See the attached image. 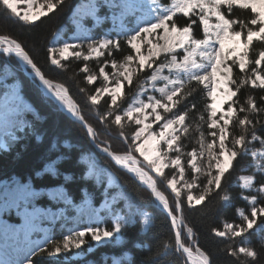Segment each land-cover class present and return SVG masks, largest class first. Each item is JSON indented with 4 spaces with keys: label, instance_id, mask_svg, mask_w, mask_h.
I'll use <instances>...</instances> for the list:
<instances>
[{
    "label": "snow or ice",
    "instance_id": "obj_1",
    "mask_svg": "<svg viewBox=\"0 0 264 264\" xmlns=\"http://www.w3.org/2000/svg\"><path fill=\"white\" fill-rule=\"evenodd\" d=\"M28 2L31 4L32 0ZM62 4L63 0H46V11L32 14L29 11L21 15L17 0H0V8L5 13H10L25 24H34L41 16H47ZM108 6L119 10L113 16V21H119L117 34L126 38L125 43L129 48V53L122 60L105 59L98 74L90 71L87 61L104 57L105 52L111 57L113 50H120L119 39L110 38L96 41L85 36L84 39L89 40L86 50L83 42H64L59 49L49 48L48 53L51 63L60 69H66L62 61L67 60L69 55L82 58L85 63L80 72L84 74L87 84L96 85L97 81H102L91 93L85 88H80V92L86 94L87 102L93 107L100 105L105 97L108 98L107 111L97 115L101 123L112 118L111 124L120 129L119 136L127 145L123 153L114 151L107 141H98L99 131L85 120L79 105L70 98L69 90L63 84H54L52 79L46 78L21 43L9 36L0 35V51L19 58L40 85L80 122L96 148L106 153L117 165L135 174L151 190L155 200L170 218L175 233L172 243L164 242L162 246H158L151 264H170L169 257L174 255L170 253V249L173 247L175 253L187 258L185 264H214L212 254L198 247L194 257L192 245L182 237V231L186 233L188 241L196 237L193 228L184 222L183 210L185 207L202 205L213 197H218L223 207L231 206L232 197L224 190L222 182L234 167V161L247 160L254 170L253 174L241 176L239 180L242 188L249 190L247 195L241 193V196L250 205V209L247 214L245 209H237L239 223L224 221L222 227L212 228L211 233L222 241L231 242L226 243L223 250L226 256L236 257L237 260L241 256L250 258L249 262L240 261V264H253L258 259V252L244 240L236 244V238L244 237L246 233L251 235L249 230L256 224L257 217H264V199L260 198L264 197V95L259 100L248 95L241 101L237 93L246 85L251 89L264 90V0H171V3H161L160 0H121L117 3L115 0H108ZM88 8L90 11L86 14L94 15L95 5H89ZM137 11H145L146 14L136 17V26L128 29L125 18L135 16ZM243 11H247L248 15L244 16ZM182 18H186L184 23L178 25V20ZM212 18L215 19L214 23ZM201 26L202 36H198L197 29ZM154 35L157 37L155 43L148 39ZM161 41L164 43L161 44ZM254 42H258L260 47L253 56L256 46ZM142 44L147 47V55L141 52ZM177 49L183 52L180 53ZM57 52L59 57L53 55ZM161 55L165 62L157 63ZM109 65L111 72L106 71ZM133 65L136 74L144 72L146 68L151 70L152 74L146 83L160 93V98L148 95L146 101L135 100L126 108H121L124 84L127 82L130 86L133 82ZM235 68H238L239 74H243L238 79L234 78ZM165 69L168 70V75H163ZM159 79L165 83L156 88ZM192 81L204 86L211 101L205 105L208 136L211 139L207 140L201 131L199 148L193 147L185 153L181 137L190 127L186 123L188 111L181 110L178 106L182 98L192 96L195 91H184L186 84ZM221 87L224 89L222 103L228 105L226 111L216 103V93ZM146 91L142 87L137 95ZM192 107L195 108V104ZM4 108L6 120L9 116H19L22 111L30 110L27 106L22 107L15 86L11 91L5 92ZM149 117L152 118L151 122H146ZM200 120H205L204 115L200 116ZM125 121L136 126L130 137L123 131ZM153 124L157 128H153ZM16 125L23 130L26 122L19 119L14 122V126ZM235 129L239 131L233 134ZM134 153H139L143 160H138ZM184 156H187V160L182 162ZM166 168L171 170L170 174L165 173ZM45 170L52 171V168L48 166ZM149 172L155 173L167 189L171 190L172 203L159 190L157 180ZM186 172L190 174V179L186 178ZM4 195L11 197V206L25 207L26 223L30 224L34 213H28L26 209L38 193L30 185L17 183L11 191L6 186ZM51 195L56 197L62 194ZM113 215L114 223L110 227L102 228L98 224L85 226L82 231L64 236L62 241L45 240V243L51 242L54 245L48 255L55 256L73 248L81 249L82 245L88 243L86 236H90L91 241L96 244L112 242L122 236L125 227L140 215L143 216L145 225L150 223L149 214L132 204L120 212H113ZM261 233L264 240V229ZM35 247L41 253L46 251L39 243ZM29 252L31 255L37 254L32 248ZM25 262L32 264L27 254L24 261L13 264ZM0 264L9 262L0 261Z\"/></svg>",
    "mask_w": 264,
    "mask_h": 264
},
{
    "label": "trees",
    "instance_id": "obj_2",
    "mask_svg": "<svg viewBox=\"0 0 264 264\" xmlns=\"http://www.w3.org/2000/svg\"><path fill=\"white\" fill-rule=\"evenodd\" d=\"M91 1L63 0V4L58 5L56 10L48 13L47 16H41L34 24H25L0 8V35L9 36L21 43L46 78L52 79L55 84H63L69 90V95L79 105L85 120L99 131L98 141H107L114 151L122 153L127 145L119 136L120 129L111 124L112 118L101 123L97 115L107 111L108 98L105 97L100 105L93 107L87 102L86 94L80 92V88H85L91 93L102 81H97L96 85L87 84L83 78L84 74L80 72V68L85 63L82 58L77 59L69 55L67 60L62 61L66 69H60L51 63L48 53L49 48L59 49L63 39L70 37L75 30L74 19L78 17L77 11ZM95 2L98 5L96 17L90 14L83 16L81 20L83 33L78 42H83L86 47L89 40L84 39L85 36L96 41L104 38L120 41V50H113V56L109 57L105 52L104 57L87 61L90 71L98 74L99 67L105 59L122 60L129 53V48L125 43L126 38L117 34L119 21L115 23L113 21V16L119 10L110 8L108 0H95ZM115 2L120 3L121 0ZM160 2L171 3V0H160ZM145 14V11H137L135 16L126 17V27L134 28L136 17ZM242 14L247 16L248 12L243 11ZM185 19H179L178 25L183 24ZM212 22H215L214 18ZM197 35L202 36V26L197 29ZM254 43L256 46L252 52L253 56L260 47L258 42ZM177 51L183 52L181 49ZM53 55L59 57L58 52ZM162 62H165L164 56L158 63ZM106 71L111 72L110 65ZM133 71L132 84L129 86L125 82L123 87L121 108H126L135 101L147 78L152 74L147 68L144 72L136 74L134 65ZM166 74H169L168 71ZM239 75L243 74H239L238 68H235L234 78L238 79ZM3 85L11 90L15 86L22 98V107L25 106L24 102H27L29 104L27 109L30 110H24L19 116L12 117L13 121L23 119L26 126L23 130H19L18 138L10 147L0 151V233L6 243L13 245L10 256L3 257L0 252V261H8L9 264L19 262L23 252L32 248L37 253L29 255L32 264H151L158 246H162L164 242L172 243L175 235L170 218L157 205L151 191L119 168L110 157L99 151L87 136L83 126L62 111L50 97L43 94L37 81L22 70L18 60L7 59L0 51V87L4 88ZM191 89H195L192 96L182 98L178 106L181 110L188 111L186 123L190 125V129L181 139L185 153L191 151L193 147H199L201 131L204 132L207 140L211 139L208 136L205 110V105L211 101L203 85L192 81L186 84L184 91L186 93ZM248 95H253L259 100V97L264 95V90L251 89L246 85L237 93L241 101ZM193 104L195 108L192 107ZM227 107V103H223V110L226 111ZM173 111L175 112L176 109ZM219 114L218 112V116ZM201 115H204V121L200 120ZM135 127L134 124L125 121L123 131L130 137ZM238 131L239 129H235L233 134ZM256 146L259 147L258 144ZM186 160L187 156H184L182 162ZM245 162L246 160L234 161V167L229 170L222 182L224 190L232 197L231 206L225 208L218 197H213L202 205H196L195 208L185 207L183 210L184 222L188 227L193 228L196 237L188 241L183 231L182 237L192 245L194 251L198 247L211 253L214 264H240V261H250V258L243 256L239 260L236 257L226 256L223 250L226 243L231 242L222 241L211 233L212 228L222 227L224 221L239 223L237 209H245L246 214L250 209V205L241 196V193L247 195L249 190L243 189L238 182L239 172ZM48 166H51L52 171L45 170ZM170 172V169H165L166 174ZM186 178L190 179L188 172ZM17 183L30 185L31 189L38 193L26 209L28 213H34L30 224L26 223L25 207L11 206V197L4 195L6 186L11 191ZM157 185L172 203L171 190L167 189L160 179ZM51 193L62 195L53 197ZM104 202L108 205L101 208ZM129 204L140 207L142 212H147L150 223L145 225L143 216L140 215L125 227L122 236L113 239L112 242L97 244L91 250L87 248L85 254L79 258L57 260L48 255L54 245L51 242L45 243V240L62 241L64 236L88 226L90 222H87L86 214L89 209L100 211L102 226L110 227L111 223H114L113 212H120ZM260 218L264 221V217ZM261 230L251 229L249 230L251 235L246 233L244 237L236 238V244L244 240L248 246L254 247L258 252V259L253 264H264V240ZM20 232L24 233L22 237ZM9 237L13 239V243L8 241ZM19 240L21 245H14ZM37 243L46 251L41 253L39 248L35 247ZM170 253H174L169 257L170 264H185L186 257L175 253L174 247L170 249Z\"/></svg>",
    "mask_w": 264,
    "mask_h": 264
},
{
    "label": "rangeland",
    "instance_id": "obj_3",
    "mask_svg": "<svg viewBox=\"0 0 264 264\" xmlns=\"http://www.w3.org/2000/svg\"><path fill=\"white\" fill-rule=\"evenodd\" d=\"M89 5H95L94 15L93 14H90V16L96 17V14L95 13H96V11L98 9V5L95 2V0H92L89 4H87L81 10H78L77 11L78 17H76L74 19L75 30L70 35L69 38L63 39V41L61 43V46L63 45L64 42H68V43H79L78 42L79 39H77V38L78 37L80 38V36L83 33V31H82L83 26H81V19L80 18L83 17L84 15H86V13H88L90 11V9L88 8ZM17 7H18V11H20L21 15H23L25 12H29V11H30V14H32V13H38V12H40L42 10L43 11H46L47 10L46 9V0H32V3L31 4H29L28 0H17ZM158 31L162 32V30H158ZM148 39H152L153 42L155 43L157 37L154 35V36L148 37ZM163 43H164V41H161V44H163ZM216 47H218V45ZM85 50H86V47H85ZM141 52L144 53L145 55H147V47H146L145 44H142L141 45ZM4 55L6 56L7 59H15L14 56H12V55H7V54H4ZM162 57H163V55H161V58ZM197 59H198V57H197ZM158 62H159V60L157 61V63ZM153 67L155 68V65H153ZM166 71H168V70L165 69L164 72H163V75H167L166 74ZM221 75H223V74H221ZM32 79H34V78H32ZM164 83H165V81H163L162 79H159L156 82V88L162 87ZM3 87L4 88H1L0 87V151L3 150V149H6L8 147H10V145L15 142V140L19 136V130H20L19 127H18V125L14 126V122L15 121L12 120V117L14 115L13 116H9L8 120L5 119V108H4V105H5V92L11 91V89L8 86H4L3 85ZM143 88L147 89V91L144 92V93H142V94H140L135 100H143V101H146L148 95H153V96H156L157 98H160V93L158 91H155V89H153L149 83H145L144 86H143ZM140 92H141V90L139 91V93ZM223 92H224L223 87H221V88H219L217 90V93H216V95H217L216 103H217L218 107H222L223 106V103H222L223 102V99H224ZM43 94H44V91H43ZM20 101L23 102L21 96H20ZM24 105L27 106V107H29V104L27 102H24ZM58 107H59V105H58ZM148 111H150V109ZM160 111L162 112V110H160ZM162 114H164V113L162 112ZM151 120H152V118L149 117V120L146 121V122H151ZM130 123H132V122H130ZM153 128H157V125L156 124H153ZM186 134H184V136ZM13 136H15V139H13ZM184 136H182V137H184ZM182 137H181V139H182ZM135 154L137 155L136 157H138L140 159V161L143 160V158L140 157L139 153H135ZM253 171L254 170L250 168V166H249V164H248V162L246 160V162L244 163V165L242 166V168H241V170L239 172V176H238V182H239V184L241 185V182L239 180V177H241V176H247V175H252L253 174ZM150 173L157 180V184H158L159 178L156 177V174L155 173H152V172H150ZM186 175H187V172H186ZM113 179L114 178L112 177V180ZM178 187H179V185H178ZM55 191L59 192L58 190H55ZM160 191L162 193H165L162 189H160ZM253 192H254V190H253ZM164 195H166V193ZM63 196H64V194H63ZM262 198H264V197H262ZM64 199L65 200H68L65 197H64ZM107 205H108V203L107 202H104V203H102L101 208H103V207H105ZM159 207L161 208V206H159ZM86 218H87V222H90L88 224V226H96L98 224L100 227L103 228V226L101 224V218H102V216H101L100 211L89 209L87 211ZM92 222H94L95 224H93ZM5 224L6 223L4 222L3 225H5ZM83 229H81L79 231H82ZM252 229H254V231H260L261 229H264V221H262L259 216L257 217L256 224L254 225V227ZM23 235H24V233L20 232V236L22 237ZM85 239L88 241V243L82 245L81 249H75V248H73L69 252H64V253H61V254H58V255H55V256H52V257H54L57 260H60L59 258H63L65 260H69L71 258H79V257L83 256L85 254V250L87 248H88V250H91V249H93L97 245L94 241H91L90 236H86ZM12 240L13 239L9 237V240L8 241L10 243H13ZM14 245L20 246L21 245V241L20 240L17 241L16 243H14ZM90 245H91V247H90ZM51 250L52 249H50V251ZM0 252H2L3 257L10 256L12 254V252H13V245L8 244V243L3 245V238L1 236H0ZM26 254L28 256L30 255L29 249H27V250H25L23 252V254L21 255V257L19 258V261H24Z\"/></svg>",
    "mask_w": 264,
    "mask_h": 264
},
{
    "label": "bare ground",
    "instance_id": "obj_4",
    "mask_svg": "<svg viewBox=\"0 0 264 264\" xmlns=\"http://www.w3.org/2000/svg\"><path fill=\"white\" fill-rule=\"evenodd\" d=\"M12 56H14V54L12 55ZM15 57V56H14ZM16 58V57H15ZM17 60H18V62L22 65V68L25 70V71H27L28 72V75L31 77V78H34V76L30 73V70H28V69H26V67H25V65L23 64V62L22 61H20L19 60V58H16ZM35 79V78H34ZM37 82H38V85H39V87H40V89L41 90H43L47 95H49L52 99H54V100H56L55 99V97H53V96H51L44 88H43V86L42 85H40V82L38 81V79H35ZM57 101V100H56ZM57 103L61 106V108L64 110V111H66V109L60 104V102L59 101H57ZM67 112V111H66ZM70 114V113H69ZM71 115V114H70ZM120 166V165H119ZM121 167V166H120ZM123 168V167H122ZM124 169H126V168H124ZM127 170V169H126ZM133 174V173H132ZM134 176H135V174H133ZM136 177V176H135ZM137 178V177H136ZM138 179V178H137ZM139 180V179H138ZM140 181V180H139ZM157 204L159 205V206H161L158 202H157ZM162 207V206H161ZM197 255V253L193 250V256L195 257Z\"/></svg>",
    "mask_w": 264,
    "mask_h": 264
},
{
    "label": "water",
    "instance_id": "obj_5",
    "mask_svg": "<svg viewBox=\"0 0 264 264\" xmlns=\"http://www.w3.org/2000/svg\"><path fill=\"white\" fill-rule=\"evenodd\" d=\"M26 72V74L28 75V72L27 71H25ZM55 102H56V100H54ZM61 108V107H60ZM62 109V108H61ZM68 115L70 116V117H72L74 120H76L75 119V117H73L72 115H70L69 113H68ZM76 121H78V120H76ZM79 122V121H78ZM80 123V122H79ZM119 166V165H118ZM120 167V166H119ZM122 168V167H121ZM144 186H145V184H144ZM161 209H163L162 207H161ZM164 210V209H163Z\"/></svg>",
    "mask_w": 264,
    "mask_h": 264
}]
</instances>
